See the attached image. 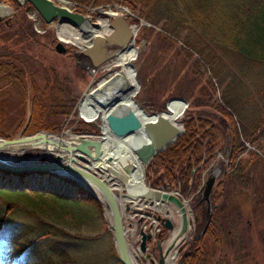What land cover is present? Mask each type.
<instances>
[{
    "label": "trees",
    "instance_id": "trees-1",
    "mask_svg": "<svg viewBox=\"0 0 264 264\" xmlns=\"http://www.w3.org/2000/svg\"><path fill=\"white\" fill-rule=\"evenodd\" d=\"M0 1L20 10L14 0ZM71 1L84 11L125 6L149 25L143 26L144 32H152L161 25L165 33H158L157 37L165 44L174 45L173 37L185 33L183 46L179 48L185 65L198 55L191 67L192 73L195 75L207 65L220 84L228 85L215 103L204 105L202 102L209 113H196L193 109L198 102H191L192 110H187L181 120L184 133L165 151L156 154L146 167L152 188L177 190L181 196L190 189L193 194L198 192L203 172L218 149L230 165L225 183L233 179L244 187L248 171L256 166L261 167L264 174V0ZM25 5L24 12L34 10L31 4ZM2 28L6 34L11 33V28ZM20 56L7 46L0 47V83L7 81V89L16 87L26 98L27 74L22 71ZM207 82L212 85L211 78ZM35 91L33 85L32 110L25 133H34L35 124H40L37 130L58 131L53 125H45L47 118L58 113L47 109L45 93L37 98ZM180 96L186 97V94ZM2 116L3 109H0V122ZM85 117L93 121L89 113ZM79 126L92 127L86 131L97 133L91 124L81 122ZM0 136L5 137V134L0 131ZM253 145L261 154L248 150ZM245 151L248 158L242 159L240 156ZM32 157L36 156H24ZM39 158L43 160V156ZM215 191L210 199L211 222L203 235L200 233L206 204L194 200V224L199 234L180 246L178 264H232L231 255L225 252L224 226L216 220L217 211L223 210L224 195L217 188ZM258 191L263 192V188ZM56 200L65 204H57ZM259 204L264 209V200H259ZM102 212L103 205L97 197L67 177L45 172L0 171V264H81L80 256L69 253L75 248V242L68 237L80 236L72 235L71 230L78 231L86 221L102 217Z\"/></svg>",
    "mask_w": 264,
    "mask_h": 264
},
{
    "label": "rangeland",
    "instance_id": "rangeland-1",
    "mask_svg": "<svg viewBox=\"0 0 264 264\" xmlns=\"http://www.w3.org/2000/svg\"><path fill=\"white\" fill-rule=\"evenodd\" d=\"M54 1L58 3L56 0ZM76 4L71 1V4L66 8L74 13L89 17L93 23L101 24L106 19L107 13H113L114 15H123L130 25L136 26L138 31L134 37L135 42L132 45L128 61L121 66L101 70L92 69L84 61L78 47L73 45V41H68L66 45L69 55H60L54 50V46L58 42L56 22L47 25L36 11L24 12L26 5L22 1L20 10L8 2L0 1V5L9 9V14H0V16L13 17L11 33L6 34L0 27V47L7 46L20 53V65L24 69L22 70L23 73L27 74L25 84L28 93V96L24 98L21 94L22 90L16 87L7 89V81L0 83V94L5 91L4 94L0 95V109H3L0 131L5 134V137L0 136V138L15 139L19 137L22 130L25 129L26 131L29 125V118L27 120V117L32 110L30 97L33 85L36 87L37 98H41L42 94L45 93L47 109L52 108L58 113L45 121V125H53L58 131L37 130L40 124H35L34 133L27 134L24 132L25 135L44 131L58 136L62 134V131L71 129L74 134L94 135L91 131H86L92 127L79 126V123L84 122L85 114L89 113L94 126H97L100 124L103 109L126 96L133 98L138 107L143 109L148 116L167 111L168 104L173 99H184L187 107L178 119V124H182L181 120L187 110L188 112L192 110L189 107L192 101L198 102V106L193 110L200 114L209 113L206 106H204L205 108L202 107V102L204 105L206 103L210 105L221 99L228 85L226 83L220 84L214 78L209 66L205 65V68L197 71L195 75L192 73L191 67L198 55H194L190 61L187 60L185 65V60L179 52V48L183 46L182 40L185 38V33L180 37H173L174 45L165 44L157 37L158 33L164 32L161 25L156 26L152 32H144L143 26L147 23L139 19L137 15L126 12L124 9L129 12L130 10L125 6L117 5L106 9L102 7L99 9L88 8L84 11ZM101 13L105 16L103 17ZM111 20L112 18L109 19V21ZM136 20L139 22L136 23ZM72 27L75 30L78 29L75 26ZM6 36L8 38L4 42ZM80 42L86 44L83 41ZM129 65L134 67L135 76ZM208 78L212 79L213 86L208 84ZM193 79L194 82H192ZM225 82H228V79ZM182 93H185L186 97L180 96ZM62 107L66 108L67 111L63 110ZM66 112L68 113L65 114ZM75 128L84 129V131L76 132ZM97 133L100 134L98 131ZM256 149L255 145L248 147V150H254L261 154ZM25 155H35L36 157L28 159L24 158ZM39 156H43V160ZM2 157L20 162L44 161L46 159L44 150L41 148L29 149L24 154L3 153ZM240 157L247 159L248 152L245 151ZM229 167L225 154L218 149L214 160L203 172V178L197 190L201 189L208 177L211 175L216 177V184L211 196L216 192V188L224 195L223 210L217 211L216 220L224 226L227 238L225 252L231 255L232 264H264V209L259 204V200H264L262 168L256 166L250 169L247 183L243 187L233 179L225 183L230 173ZM193 173L194 171L191 178ZM150 176L152 177V174ZM147 179L148 174L146 173V184L152 188ZM217 185L222 186L218 188ZM261 188H263V192L258 191ZM153 189L166 190L161 187ZM190 190L185 195H179L188 202V209L192 211L194 200L203 202V192L200 190V192L196 191L193 194ZM4 196L9 197V195ZM56 203L65 204L62 200H58ZM140 203L147 206V202L143 199ZM147 208L143 210L155 212V214L161 211L175 215L172 209L165 208L154 211ZM205 209L206 216L208 206ZM132 215V212H127L125 215L126 228ZM190 216L194 219L193 211ZM109 218V216H105L103 211L102 217L86 221V224L78 231L71 230L72 235L80 234V236L68 237L69 240L75 242V248L69 250V253L80 256L82 258L81 264H118L113 235L108 226ZM198 234L193 221L191 230L182 244L186 241L190 242ZM140 259H142L143 264H147L143 257ZM178 260L179 250L173 264H178ZM155 261H158V255L155 256Z\"/></svg>",
    "mask_w": 264,
    "mask_h": 264
},
{
    "label": "water",
    "instance_id": "water-1",
    "mask_svg": "<svg viewBox=\"0 0 264 264\" xmlns=\"http://www.w3.org/2000/svg\"><path fill=\"white\" fill-rule=\"evenodd\" d=\"M18 5L29 3L33 6L35 11L39 14L41 19L47 24L57 23L58 42L54 46L56 53L60 55L67 54L66 42L59 37L60 27L72 26L82 28L85 21V16L80 13H74L70 9L55 3L53 0H14ZM127 12V10H125ZM4 16H0V21ZM112 18L111 21L109 19ZM109 30L102 34H93L82 30L79 34V40L85 41L73 43L78 47L84 61L87 62L90 68L99 69L106 62L116 57L129 49L135 42L134 37L138 31L135 25H130L123 15H114L107 13L106 19ZM96 29L100 28V23H90ZM130 70L134 73L135 69L129 65ZM135 90H137L135 88ZM181 101L183 109L181 115L185 112L187 103L184 99H173ZM133 102L138 107L135 100ZM139 108V107H138ZM139 112L131 107L125 106L122 108H115L108 110L105 115V125L107 132L117 138L123 139L129 135L143 132L147 139V143L136 149V155L141 162L148 166L153 160V157L166 150L173 144L179 136L184 133L182 124H175L161 113L148 116L143 109L139 108ZM141 113V115H140ZM78 117V116H77ZM152 117V118H150ZM154 117V118H153ZM84 122L91 124L95 129H99V135L82 136L72 133L71 130L62 131V134L55 135L44 131L37 132L32 135H25V129L21 131L18 138L6 140L0 138L3 145L16 146L28 142H38L40 144H48L52 146V153L47 154L44 150L46 159L44 161H16L0 157V171L9 172H45L67 177L79 185L87 188L103 205L105 216H109L108 226L113 235V242L121 264H142L139 256H133L129 248L127 234L124 227V213L131 210L132 206L136 204L132 201L126 203L124 208L120 203L122 196H126L127 192H122L117 188V184L122 182L126 174L131 173V169L127 166L123 170H117L113 165V158L111 155L106 156V141L104 136L106 132L98 126H94V122L83 119ZM49 135L52 138L48 139ZM54 137V138H53ZM44 147H31L30 149ZM27 151V150H26ZM26 151L15 150L13 153H26ZM53 157V159H52ZM104 160L107 164L105 167L99 164ZM194 171V170H193ZM123 172V173H121ZM216 184V177L211 175L201 187L203 192L202 201L208 206L206 212L205 223L201 232L203 235L212 218V211L210 205V197L214 186ZM155 194L156 199H147V205L154 210L165 209L167 206L175 208L176 216L169 215L158 211L156 219L161 223L166 234L158 233L155 241V246L151 248V253L147 252L148 241L153 240L150 229L145 232L142 228L139 229L140 236L139 249L144 254V260L150 259L151 264H156L155 259H152V253L158 252L157 264H168L169 257L173 251L184 242L191 230V225L194 221L190 216L191 210L188 209V202L183 200L180 196L173 192L166 190H159L150 188ZM138 210V209H134ZM169 213V212H168ZM192 213V212H191ZM179 220V223L177 221ZM142 220H137L134 232ZM174 236L177 239L174 241ZM168 242L165 249L163 246ZM170 242V243H169Z\"/></svg>",
    "mask_w": 264,
    "mask_h": 264
},
{
    "label": "bare ground",
    "instance_id": "bare-ground-1",
    "mask_svg": "<svg viewBox=\"0 0 264 264\" xmlns=\"http://www.w3.org/2000/svg\"><path fill=\"white\" fill-rule=\"evenodd\" d=\"M54 1V0H53ZM59 2V4L63 5L64 7H67L69 4H71L70 0H56ZM9 12V9L3 5H0V14H6ZM99 13V12H98ZM9 14V13H8ZM91 19L89 17H85V21L82 24V28L79 29L81 32L82 30H85L87 32H92L93 34H102L109 30V26L106 21L100 24V28L96 29L93 26L90 25ZM60 38L63 40L65 39L66 43L68 41H73V43L80 42L79 40V34L80 32L75 29L69 28V27H60ZM85 42V41H83ZM131 48L132 46L124 51L123 53L117 55L116 57L112 58L108 62H106L103 66H101L97 70L105 69V68H111L113 66H121L124 63L128 61V56L131 54ZM133 108L137 112H139V108L136 106V104L133 102V98L130 96H126L123 99L115 102V104L107 105L103 109V114L101 116L100 124H97L98 127L102 128L105 134V138L108 140L106 141V156L111 155L113 158V165L111 167L116 168L117 170H123L125 166L129 167L132 171L129 175L126 174L125 178L122 180V182L117 184V188L122 192H127L126 196H122L120 199V203L122 207L126 205L127 202L132 201L136 205H140L139 202L142 201V199L145 201L147 199H156V194L150 189V187L147 186L145 175H146V165H144L141 160L136 155V149L141 147L142 145L147 143V139L143 132H138L136 134H132L127 136L123 139H117L113 136H111L107 132L106 123H105V115L108 110L115 109V108H122L127 106ZM183 109V104L181 101L178 100H172L168 104V110L162 112L161 114L168 118L171 122L178 124V119L181 117V111ZM141 115V113H140ZM152 118V117H150ZM154 118V117H153ZM179 125V124H178ZM97 131L100 133L99 129ZM95 135H99L98 133ZM48 139H51L52 137L47 135ZM54 138V137H53ZM44 147L43 150L47 152V154H51L53 151L52 146L48 144H40L38 142H28L23 143L16 146H10V145H3L0 142V157H2L3 153H13L15 150L19 151H26L29 150L31 147ZM10 159V158H7ZM13 160V159H12ZM99 164L103 167H105L107 164L104 162V160L100 161ZM123 173V172H121ZM175 238V236H174ZM177 239L175 238L174 241ZM170 243V242H169ZM177 254L175 252L172 253V257L169 259V264H173L174 260L176 259Z\"/></svg>",
    "mask_w": 264,
    "mask_h": 264
},
{
    "label": "built area",
    "instance_id": "built-area-1",
    "mask_svg": "<svg viewBox=\"0 0 264 264\" xmlns=\"http://www.w3.org/2000/svg\"><path fill=\"white\" fill-rule=\"evenodd\" d=\"M150 220V223L153 224V229L151 230V233L155 236L158 232H160V227L158 225V222H156L153 217H148ZM145 231L148 229V225L144 224L142 227ZM132 246L135 251H137V239L132 238Z\"/></svg>",
    "mask_w": 264,
    "mask_h": 264
},
{
    "label": "flooded vegetation",
    "instance_id": "flooded-vegetation-1",
    "mask_svg": "<svg viewBox=\"0 0 264 264\" xmlns=\"http://www.w3.org/2000/svg\"><path fill=\"white\" fill-rule=\"evenodd\" d=\"M0 27L12 28L13 27V17L5 16L0 21ZM66 55H69L68 50H67V54ZM156 255H158L157 251L155 253H152V259L155 258Z\"/></svg>",
    "mask_w": 264,
    "mask_h": 264
},
{
    "label": "crops",
    "instance_id": "crops-1",
    "mask_svg": "<svg viewBox=\"0 0 264 264\" xmlns=\"http://www.w3.org/2000/svg\"><path fill=\"white\" fill-rule=\"evenodd\" d=\"M166 209H172L174 212V208L172 206H167Z\"/></svg>",
    "mask_w": 264,
    "mask_h": 264
}]
</instances>
